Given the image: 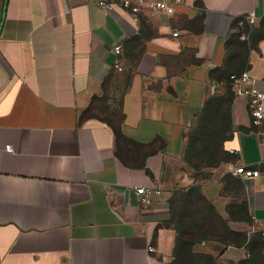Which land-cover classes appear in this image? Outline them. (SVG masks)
<instances>
[{"label": "crops", "instance_id": "0c3cea01", "mask_svg": "<svg viewBox=\"0 0 264 264\" xmlns=\"http://www.w3.org/2000/svg\"><path fill=\"white\" fill-rule=\"evenodd\" d=\"M138 17L82 0H0V264L173 259V196L193 182L185 155L206 105L226 94L229 71H249L264 92V40L250 32L264 0H183L173 16ZM232 37L247 47L242 68L229 65ZM230 114L226 149L260 175L231 173L239 189L204 182L203 194L231 236L222 262L264 264V125L245 97ZM138 187L162 195L143 207Z\"/></svg>", "mask_w": 264, "mask_h": 264}, {"label": "rangeland", "instance_id": "374dc122", "mask_svg": "<svg viewBox=\"0 0 264 264\" xmlns=\"http://www.w3.org/2000/svg\"><path fill=\"white\" fill-rule=\"evenodd\" d=\"M255 30L256 28L251 30V34H256ZM112 111L115 115V111ZM215 124L218 133L221 132L220 137L227 139L220 141L218 139V148L211 160L207 159V156L201 157L199 143L193 147L192 157L186 162V167H183L184 177L187 176L193 182L189 184L190 186L178 190L173 196L176 198L174 221L181 239L176 256L168 264H225L219 258V246L222 240L230 236L218 213L206 204L207 198L203 194V184L222 180L224 183L222 192L235 191L240 188V184L229 172L231 164L234 167L237 165L235 155L226 149V145L231 141L229 134L226 136L225 133L228 123ZM257 256H261L260 251Z\"/></svg>", "mask_w": 264, "mask_h": 264}, {"label": "built area", "instance_id": "2783aa9c", "mask_svg": "<svg viewBox=\"0 0 264 264\" xmlns=\"http://www.w3.org/2000/svg\"><path fill=\"white\" fill-rule=\"evenodd\" d=\"M88 4H96L106 11L122 10L133 16L135 21H139L138 13L141 10L147 11L154 15L173 16L176 13L177 5L183 3V0H82ZM178 33H174L176 37ZM116 60L114 68L119 72L123 71L121 54L122 45H118L114 49ZM232 88L235 97H245L247 99V109L253 125H264V92L259 91L256 87V79L249 71H244L240 75H232ZM260 145H264V131L257 132ZM8 153L13 152L10 145L5 147ZM230 152L239 156V149H231ZM231 173L241 180H249L258 178L259 170L251 166L239 165L231 170ZM139 204L143 207L149 206L153 200L162 195V191L156 188L138 187L136 189ZM264 236V233H263ZM149 252L154 253L155 248L149 247Z\"/></svg>", "mask_w": 264, "mask_h": 264}, {"label": "trees", "instance_id": "16d2710c", "mask_svg": "<svg viewBox=\"0 0 264 264\" xmlns=\"http://www.w3.org/2000/svg\"><path fill=\"white\" fill-rule=\"evenodd\" d=\"M256 34H253L257 40H264V18L262 19L259 27L255 30ZM229 46L231 47L230 50V56H229V65L231 66H236L237 68H242L245 65V58L247 54V47L245 43H240L239 39L237 37H232L229 40ZM236 68V69H237ZM244 69H241L240 71H229L227 74L228 76V82L225 83L227 91L226 94L221 98V99H215L211 100L205 108V111L199 118V121L197 122V126L195 129V134L191 138L188 149L185 155V160L188 162L189 158L192 157V149L196 144H200V152H202L201 157L205 158L204 156H207V159L211 160L212 156L216 153V149L218 148L217 146V141L221 139L225 140L226 137H220V133H218L217 126L215 123H220V122H227V127H226V136L229 134L230 138L232 137V124H231V114H230V107L234 101L235 94L233 92L232 88V81L230 80V77L232 75H240L244 72ZM223 116V118L221 117ZM227 139V138H226ZM206 204L210 207H214L207 201ZM215 210V209H214ZM174 212L173 216V222L175 224V217L176 211ZM220 217V216H219ZM221 219V218H220ZM222 221V219H221ZM223 224V221H222ZM224 225V224H223ZM175 227L178 230V227L175 225ZM228 236H230L228 234ZM180 233H179V242L177 245V249L175 252L174 257L176 256L179 248V243H180ZM230 238L228 240L230 241ZM226 239L222 240L221 243L226 244ZM220 249V248H219ZM173 257V258H174Z\"/></svg>", "mask_w": 264, "mask_h": 264}]
</instances>
